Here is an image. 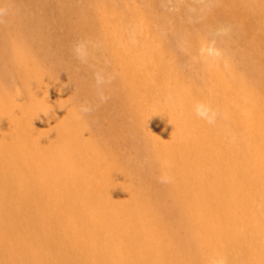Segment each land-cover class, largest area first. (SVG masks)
<instances>
[{
	"label": "bare ground",
	"instance_id": "obj_1",
	"mask_svg": "<svg viewBox=\"0 0 264 264\" xmlns=\"http://www.w3.org/2000/svg\"><path fill=\"white\" fill-rule=\"evenodd\" d=\"M21 20L27 25L32 23L28 16ZM226 33L224 35H228ZM24 41H6V53L14 65L10 76L22 85L26 101L22 107L11 101L1 102L15 124L6 117V111H1L0 128L12 130L19 145L7 151L9 140L0 136V264H184L173 248L176 242L182 245L194 264H264V199L256 208L244 199L248 194L245 190L252 187V179L258 186L263 184L261 193L264 192V133L258 129L264 123V105L261 110L256 109L253 102L251 109L238 108L227 96L230 91L223 87L222 97L218 98L225 101L226 106L222 108L218 124L206 132V139L213 137L216 129L223 141V135L229 131L231 136H236L231 126L236 122L242 128H251L253 139L248 137L244 144L239 138L233 156L225 152L222 157L213 145L212 162L198 152L200 143L195 144V140L200 137L185 135L183 128L189 121L187 118L196 116L184 108L183 103L173 118L183 126L173 129L177 140L166 134L168 130L163 129L160 122L149 123L152 128H145V135L155 147L151 149V158H155L159 175L144 176L135 168V176L142 184L157 187L154 193L141 188V194L129 180L125 184L124 166L123 170L120 167L112 169L99 161V154L94 153L97 158L91 156L87 146L91 133L72 103L62 106L47 99L46 96L64 94V91L55 88L56 81L49 71L46 75L40 72L37 61L27 64L30 60L28 42ZM170 41L167 42L169 49L176 45ZM209 59L203 64H211ZM138 61L139 57L133 58L134 63ZM250 67L246 77L252 78L250 87H254L255 82L261 81L263 72L255 66ZM237 82L244 84V79ZM40 91L45 96H41ZM261 91H264V83L260 89L253 88L255 93ZM253 109L259 112L257 116L253 115ZM139 114L134 116L136 125L140 121L142 124L143 117ZM31 120L41 128L38 139L32 137L29 129ZM71 124H76L78 129H72ZM24 129L29 133H24ZM116 129L109 128L112 134ZM97 135L112 147L109 135L103 132ZM172 140L178 143L177 147ZM258 150L262 153L258 154ZM123 160L128 163L125 158ZM80 162L85 165L83 171L76 169ZM177 164L185 171L176 169ZM96 174L99 181L95 179ZM205 175L220 181L224 189L222 195L215 185L205 186L201 181ZM184 178L191 182L181 188ZM207 189L208 195L204 193ZM165 196L171 198L170 205L163 203ZM217 204L222 209V222L195 216L198 211L211 212L212 209L215 212ZM175 211L179 213L175 224L185 222L191 233L184 238H177L175 232L165 234L167 244L163 247L159 230L168 231L167 225L171 228L172 223L169 221L166 225L161 213L171 215Z\"/></svg>",
	"mask_w": 264,
	"mask_h": 264
},
{
	"label": "rangeland",
	"instance_id": "obj_2",
	"mask_svg": "<svg viewBox=\"0 0 264 264\" xmlns=\"http://www.w3.org/2000/svg\"><path fill=\"white\" fill-rule=\"evenodd\" d=\"M25 16L30 17L32 23L27 25L24 20L20 21ZM12 40L27 41L29 45L24 41L30 58L27 64L37 61L40 72L46 75L49 71L56 81L55 88L64 91L60 95L51 94L52 98L51 95L46 96L47 99L62 106L70 102L75 107L91 133V139L87 141L91 156L99 154V161L112 169L120 167L123 170L124 166L125 184L130 181L138 193L142 194L143 190L154 193L157 187L150 183L142 184L135 176V168H139L144 176L159 175L155 158H151V149L155 147L147 141L145 128H152L151 122H160L163 129L169 131L166 134L177 140L173 129L180 125L182 129L183 126L176 123L174 117L180 112L182 103L190 113L199 102L208 104L215 113L211 124L194 117L187 118L190 122L186 121L188 124L183 128L185 135L200 137L195 144L200 143L197 149L202 158L213 161L214 156L210 154L213 145L222 157L225 152L233 156L239 138L244 144L248 137L253 139L249 132L251 128H242L239 122L231 125L236 136H231L229 131L223 135L225 141L218 136L216 128L213 137L206 139L205 135L218 124L222 108L226 106V102L218 98L225 89L223 87L230 91L227 96L238 108L251 109L254 104L256 109L263 108L264 91L258 94L253 92V88L260 89L264 83V0H0V112L6 111L4 114L14 125L13 116L1 106V102L11 101L22 107L26 94L18 80L10 76L14 65L8 59L6 49ZM170 40L176 44L171 49L167 43ZM77 44L82 46L83 59L74 54ZM134 57H139V61L134 63ZM207 59L213 64L204 65ZM250 65L263 72L259 78L261 81L257 82L259 84L254 81V87H250L252 78L246 77L250 73ZM97 77L102 80L99 85ZM242 79L244 84H239L237 80ZM40 95L45 96L41 91ZM82 104H87L91 110L81 112ZM252 111L253 115L259 114L254 109ZM136 114L145 118H142V124L141 121L134 124ZM37 127V123L31 120L29 129L35 139L39 138L41 131ZM70 127L78 129L76 124ZM109 128L117 129L112 134ZM258 129L264 133L263 122L262 128ZM129 131H133L132 135ZM23 132L29 133V130L24 129ZM102 132L112 138V147L99 139L97 134ZM0 136L9 140L7 151L19 145L12 130L0 128ZM171 142L178 146L176 141ZM185 151L189 155V149ZM260 152L258 150V154ZM124 158L128 163H123ZM177 165L176 169L185 171L181 164ZM84 168L82 162L76 165L78 171ZM205 176L201 180L205 186L215 185L218 194L222 195L224 189L220 181ZM185 178L181 188H186L191 182ZM95 179L99 181L100 177L96 174ZM252 183V187L245 190L248 194L244 199L256 208L264 199V192L261 193L263 184L258 186L253 179ZM207 191L204 193L208 195ZM237 195L240 197L239 192ZM162 200L167 205L171 204L169 196ZM218 204L215 205L218 211H198L195 216L222 222V209ZM162 214L166 225L169 221L172 223L171 228L167 225L168 231L159 230L163 247L167 244L165 234L175 232L177 238L189 237L191 232L185 222H174L175 218L178 220L179 213ZM173 248L184 264H194L179 242L174 243Z\"/></svg>",
	"mask_w": 264,
	"mask_h": 264
},
{
	"label": "clouds",
	"instance_id": "obj_3",
	"mask_svg": "<svg viewBox=\"0 0 264 264\" xmlns=\"http://www.w3.org/2000/svg\"><path fill=\"white\" fill-rule=\"evenodd\" d=\"M81 45L77 44L76 46H74V54L77 55L78 59H83V57L81 56ZM100 83H102V80L97 77V84L99 85ZM101 99H103V97H101ZM91 109L87 104H82L80 106V111L83 113H87L89 112ZM194 114L197 118L206 121L207 123L211 124L214 122L215 120V113L212 111L211 107L203 102H199L196 105H194L193 108Z\"/></svg>",
	"mask_w": 264,
	"mask_h": 264
}]
</instances>
